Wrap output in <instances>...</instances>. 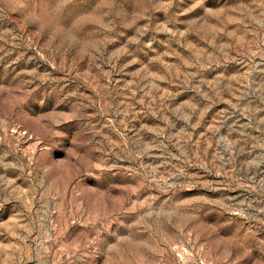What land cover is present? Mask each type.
Here are the masks:
<instances>
[{"label": "rangeland", "instance_id": "rangeland-1", "mask_svg": "<svg viewBox=\"0 0 264 264\" xmlns=\"http://www.w3.org/2000/svg\"><path fill=\"white\" fill-rule=\"evenodd\" d=\"M0 264H264V0H0Z\"/></svg>", "mask_w": 264, "mask_h": 264}]
</instances>
